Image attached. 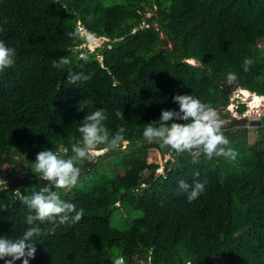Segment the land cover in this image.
I'll use <instances>...</instances> for the list:
<instances>
[{
  "label": "trees",
  "instance_id": "obj_1",
  "mask_svg": "<svg viewBox=\"0 0 264 264\" xmlns=\"http://www.w3.org/2000/svg\"><path fill=\"white\" fill-rule=\"evenodd\" d=\"M79 25L107 41L84 50L85 41L70 35ZM0 40L16 50L13 66L0 73V164L25 154L24 176L35 182L17 187L21 194L45 184L33 171L36 153L48 148L73 155L78 127L96 109L106 114L109 137L123 128L128 141L129 152L110 162L122 169L121 178L95 172V181L89 176L70 194L54 189L82 215L55 228L34 221L42 234L33 241L30 264H112L118 254L126 264H139L136 258L146 264H264V141L227 145L238 153L235 159L196 157L199 148L179 152L165 177L140 188L157 168L145 162L150 146H142L149 143L141 136L143 124L160 108L175 107L174 92L195 96L217 114L236 88L264 97V0H0ZM61 57L70 63L54 68ZM246 58L252 63L244 71ZM229 72L234 81H227ZM77 74L87 79L73 82ZM156 154L151 157L158 164ZM0 177L16 178L2 169ZM180 181L189 188L181 189ZM195 182L204 190L189 201ZM12 190L0 192V234L9 238L33 226Z\"/></svg>",
  "mask_w": 264,
  "mask_h": 264
},
{
  "label": "clouds",
  "instance_id": "obj_2",
  "mask_svg": "<svg viewBox=\"0 0 264 264\" xmlns=\"http://www.w3.org/2000/svg\"><path fill=\"white\" fill-rule=\"evenodd\" d=\"M61 7L63 8L64 5H61ZM70 35L75 36L77 39H83L88 48L96 47L97 41L102 39L97 37L95 33L88 31L83 25H79L76 31L70 33ZM15 56L16 50L13 47L7 46L3 40H0V73L13 66ZM69 63L70 60L68 57H61L58 62L53 61V67L59 69ZM251 63V59H244V71L248 70V66ZM193 65H195V61ZM80 78L87 79L86 76L81 77L79 74L71 76L73 82ZM235 79V73L229 72L227 74V81L231 82ZM240 89L242 88H238L239 97L236 98L237 101L245 102L246 104L253 102L254 108L262 106L264 97L247 90L250 101L248 102V100L243 99L244 97L240 95ZM245 95H247V93H245ZM255 97H257L256 100L258 102H255ZM171 101L175 107L160 108L158 115L154 119H148V121L143 124L141 131L143 139L150 143V145L147 143V145L150 146L149 149H154L159 154L160 160H163L164 156L169 155L170 157V155L174 154V150L179 153L182 151H189L193 148H199L201 152H198L202 153L203 151L208 159L213 158V156H223L228 159L236 158L238 155L236 150L231 147H226L229 144V140L221 131L223 121L218 119L215 109L201 102L195 96L187 93L177 94L174 92L171 95ZM231 104H228L225 110H227ZM246 104L241 103L238 105L244 107L241 113L250 109V106L246 108ZM84 107L85 104L81 103L76 110H83ZM116 115L120 116L121 113L117 111ZM106 118L103 109H96L83 117V123L78 127L81 139L72 144L71 152L73 155L71 156L64 158L58 155L57 152L48 148L36 153L33 171L41 180L47 181L48 183H45L38 190L32 191L30 195L21 194L19 188L11 191L16 200L23 203L29 210V214L25 218V223L33 226L28 227L23 231L22 235L15 238H9L0 234V262H2V264H14L17 260L20 261V264H30V260L34 258L36 252V244H34L33 241L42 234V229L38 225H34V221H39L41 223L47 221L52 223L53 228H55L56 225H62L65 222L75 223L80 220L82 210L77 209L75 204L62 200L58 192L54 189H63L65 191L72 189L77 184L81 172V165L84 162L86 163L83 168L92 167L96 164L94 160L99 157L103 158L109 152V149L121 148L123 144L128 146V141L125 140L122 135L124 132L123 128L109 137V132L103 124ZM243 118L246 119L245 116L240 118L231 116L229 120L232 121V119ZM261 118H263V116ZM256 122H260L261 125V120ZM151 142L160 144V149L151 148ZM100 145H105V147ZM142 146L146 147V144ZM161 146L170 147L168 155L162 153ZM64 151H67V149H64ZM114 168L115 166L112 171H120V169L115 170ZM85 170L87 171V169ZM153 173L148 175L152 176V180L154 179ZM19 178L26 177L21 175L15 179ZM143 181L140 188L146 187L143 185ZM9 183L10 182L0 177V192L6 191L7 184ZM179 186L181 189L185 190L189 188V185L184 181H180ZM203 190V183L195 182L191 191L188 193L187 199L189 201L196 199ZM51 230L52 229L49 231ZM144 262L146 264V261ZM147 263L149 262L147 261ZM112 264H126L124 256L119 254L115 255L112 258Z\"/></svg>",
  "mask_w": 264,
  "mask_h": 264
},
{
  "label": "rangeland",
  "instance_id": "obj_3",
  "mask_svg": "<svg viewBox=\"0 0 264 264\" xmlns=\"http://www.w3.org/2000/svg\"><path fill=\"white\" fill-rule=\"evenodd\" d=\"M151 15H152L151 13H147L146 17H151ZM104 42H105V40H103V38H102V39H99L97 41V46L94 48H88L86 46V44L82 45L81 47L84 48V50L91 51V50H94V49L102 46V44ZM165 45H166L165 47H168V48L172 47V44L167 40L165 41ZM259 46H260V48H263L264 42H260ZM187 61H188V63L194 64L193 60H187ZM238 93H239L238 88L234 89L229 94V102H230L229 104L232 103L233 106H229L227 110H222L220 112L221 115L217 114L218 119L223 121L222 126H221L222 133L229 140L228 145L231 146V145L235 144V142L238 144H242L243 141H245L247 144H250V145H252L253 143H256V142H263L264 141V130H259V129H260V127H264V116H263V118L260 119L261 125L259 127L241 126V125H237V124H235L229 120L231 118V116H234L235 118H240L242 116H245L246 119L249 120L248 112L251 113L252 112L251 108H254L253 102L248 101L250 103L246 104L245 102L237 101L236 98L239 97ZM241 103L246 104L245 105V106H247L246 108H248V106H250V109H248L247 111L245 110L243 113L240 114V113H238L237 107ZM223 115H226V116H223ZM146 146H147V144H146ZM125 147H127L126 144H123L121 148H114L112 154H110L109 157L104 156L103 158L102 157L96 158L94 160L96 162V164L94 166L88 167V168L84 167V170L87 169V171L85 172V175L87 177L80 175L78 177L77 184L71 189V192L73 190L83 188L85 184H88V181L90 180L89 179L90 177H88L89 175L90 176L92 175V180L95 181L97 179L95 172L99 176L100 175L109 176L113 170L111 163H110L111 158L114 156L127 154L129 152V150H128V148H125ZM198 151H200V150L193 151L196 157L203 155V152L199 153ZM64 152H65L64 149H61L60 154H64ZM105 153H107V152H105ZM145 153H146V160H145L146 164L157 165V169L153 173L154 178H156L158 176L165 177L169 171V168H173L175 165H177L179 163L178 152H175V150H174V154L170 155V157L168 155V156H164L163 160L157 159L158 164H156L152 160V157H151V156L156 157V155H157L156 151L154 149H147L145 151ZM221 157H223V156H221ZM9 158L10 159L8 161H4L0 164V169H2L4 173L10 174L11 177H18V176L26 174L27 165L25 164V154H22L19 156L16 153H14ZM119 168L120 167L116 165V167L114 169L118 170ZM89 169L91 170L90 172H89ZM122 175H124V172L122 171V169H120V171H116L114 173V176L116 178H121ZM147 176H148V174H146V177ZM42 186L43 185L41 182L35 183L34 187H31L30 190L27 189V194H31V192L34 191L35 187L40 188ZM141 188H143V187H141ZM56 191L59 192V190H56ZM66 192L69 193V190ZM117 224L120 227H126L128 223H127V221H120ZM136 260L139 262V264H145L143 259L136 258ZM215 262L219 263L218 260H215Z\"/></svg>",
  "mask_w": 264,
  "mask_h": 264
},
{
  "label": "water",
  "instance_id": "obj_4",
  "mask_svg": "<svg viewBox=\"0 0 264 264\" xmlns=\"http://www.w3.org/2000/svg\"><path fill=\"white\" fill-rule=\"evenodd\" d=\"M103 40L107 41L106 38H103ZM105 51V49H102L101 52ZM232 122L241 126H248V127H259L260 126V122H256V121H248L247 119H232ZM150 145V143H149ZM162 148V153L164 155H168L169 154V146H161ZM152 181V176H148L147 179H145L143 181V185L144 186H148L150 184V182ZM34 181H29L27 178H19V179H14L13 181H11L9 184H7V188L9 189H15L17 187H21V186H25L27 183H33ZM45 183H48L47 181H44ZM195 258L191 259V262L194 261ZM178 264H182V262L179 260Z\"/></svg>",
  "mask_w": 264,
  "mask_h": 264
},
{
  "label": "built area",
  "instance_id": "obj_5",
  "mask_svg": "<svg viewBox=\"0 0 264 264\" xmlns=\"http://www.w3.org/2000/svg\"><path fill=\"white\" fill-rule=\"evenodd\" d=\"M231 106H233L231 104ZM251 113L248 112V118L252 121H259L262 116H264V103H262V106L259 108L251 109Z\"/></svg>",
  "mask_w": 264,
  "mask_h": 264
},
{
  "label": "bare ground",
  "instance_id": "obj_6",
  "mask_svg": "<svg viewBox=\"0 0 264 264\" xmlns=\"http://www.w3.org/2000/svg\"><path fill=\"white\" fill-rule=\"evenodd\" d=\"M240 90H241L240 95H241L242 97H244L245 100H248V101H249V98H248L249 93H248V91H247V90H244V89H240ZM245 93H247V95H245ZM255 96H257V95H255ZM256 98H257V97H255V102H258V101L256 100ZM159 159H160V157H159ZM161 166H162V165H161Z\"/></svg>",
  "mask_w": 264,
  "mask_h": 264
},
{
  "label": "flooded vegetation",
  "instance_id": "obj_7",
  "mask_svg": "<svg viewBox=\"0 0 264 264\" xmlns=\"http://www.w3.org/2000/svg\"><path fill=\"white\" fill-rule=\"evenodd\" d=\"M85 163L86 162H84L82 165H81V172H80V175H85V172H86V170H84V168H82L84 165H85ZM24 175H26V174H24ZM79 175V176H80ZM24 177H26V176H24ZM27 178V177H26ZM28 179V178H27ZM29 181H35L34 179H28Z\"/></svg>",
  "mask_w": 264,
  "mask_h": 264
}]
</instances>
